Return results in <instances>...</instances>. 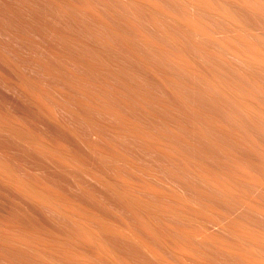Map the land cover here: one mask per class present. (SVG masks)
Segmentation results:
<instances>
[{"label": "bare ground", "instance_id": "1", "mask_svg": "<svg viewBox=\"0 0 264 264\" xmlns=\"http://www.w3.org/2000/svg\"><path fill=\"white\" fill-rule=\"evenodd\" d=\"M0 264H264V0H0Z\"/></svg>", "mask_w": 264, "mask_h": 264}, {"label": "rangeland", "instance_id": "2", "mask_svg": "<svg viewBox=\"0 0 264 264\" xmlns=\"http://www.w3.org/2000/svg\"><path fill=\"white\" fill-rule=\"evenodd\" d=\"M85 256H83V258H81V261H91L92 262L94 260L91 257H88V256L85 257Z\"/></svg>", "mask_w": 264, "mask_h": 264}]
</instances>
